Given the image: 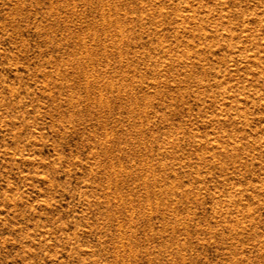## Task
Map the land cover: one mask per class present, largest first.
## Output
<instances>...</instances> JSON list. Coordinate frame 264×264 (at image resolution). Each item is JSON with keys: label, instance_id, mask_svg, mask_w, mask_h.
Segmentation results:
<instances>
[{"label": "rangeland", "instance_id": "374dc122", "mask_svg": "<svg viewBox=\"0 0 264 264\" xmlns=\"http://www.w3.org/2000/svg\"><path fill=\"white\" fill-rule=\"evenodd\" d=\"M0 264H264V0H0Z\"/></svg>", "mask_w": 264, "mask_h": 264}]
</instances>
